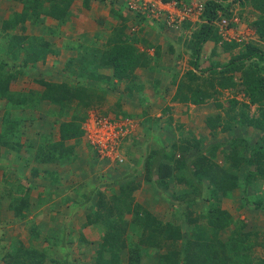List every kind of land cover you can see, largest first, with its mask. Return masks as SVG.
<instances>
[{
	"label": "crops",
	"instance_id": "crops-1",
	"mask_svg": "<svg viewBox=\"0 0 264 264\" xmlns=\"http://www.w3.org/2000/svg\"><path fill=\"white\" fill-rule=\"evenodd\" d=\"M163 1L167 2L165 18L174 0ZM47 4L16 24L13 17L23 12V2L0 0V168L6 171L4 176L0 174V255L20 241L25 248L40 252V264L61 261L62 251L67 254L66 264H94L95 251L110 228L99 217L116 216L129 202L131 207L143 208L139 213L143 220L147 213L150 219L175 228L171 235L169 231L156 232L158 247L143 245L138 264H161L159 256L173 250L179 251L182 259L195 227L203 231L202 226H207L204 196L196 202L174 200L188 187L173 176L155 187L143 158L159 147L169 151L185 139L200 140L204 149L229 136L228 132L213 136L205 124L207 115L220 111L215 106L175 97L183 72H199L194 63L200 68L218 66L236 54L235 47L227 48L240 36L238 25L230 24L236 22L235 15L228 19L229 28L209 23L212 32L194 57V34L207 23L202 15L169 26L162 20L135 15L121 0H70L64 15L46 14ZM121 41L148 58L146 66L137 67L125 78L115 77L112 66L103 64L110 49ZM188 44L193 48L187 49ZM45 83L84 89L82 96L89 104L76 106L77 99L55 102L46 96ZM92 111L128 117L118 141L121 162L113 156H97L89 144L83 126ZM68 121H78L83 133L61 140V124ZM4 135L8 140L2 139ZM217 159L223 163L220 155ZM255 182L262 183L261 179ZM253 188L249 193L255 194ZM23 191L28 194L30 209L20 218L9 208L8 193L17 197L25 194ZM237 199L239 205L232 209L235 213L245 210L242 218L224 206L226 200ZM220 204L236 224L264 213L241 207L238 189ZM122 216L128 223L132 219L129 213ZM32 226L40 233L37 239L31 235ZM142 230L141 226L133 229L127 240L139 243ZM51 234H58L62 243H56V238L46 241ZM117 264H129L127 247Z\"/></svg>",
	"mask_w": 264,
	"mask_h": 264
},
{
	"label": "trees",
	"instance_id": "trees-1",
	"mask_svg": "<svg viewBox=\"0 0 264 264\" xmlns=\"http://www.w3.org/2000/svg\"><path fill=\"white\" fill-rule=\"evenodd\" d=\"M18 1L23 2L24 7L22 13H16L13 17L16 24H21L32 14L36 15V8H43L44 2L48 3L47 10L44 11L46 14L64 15L67 12L70 0ZM222 1L224 0H206L204 2L202 17L206 19L207 23L201 25L200 30L194 34L195 42L193 43L194 51L192 52L194 57H197V51H199L201 44L208 39L209 32L212 29L209 23L219 18L218 12L227 19L233 14L230 10V4H224ZM237 1L245 4V1ZM249 4L261 12L260 18L254 24L259 36L264 38V15L262 16L264 14V0H250L246 5ZM235 23L231 21L230 24L235 25ZM237 45L238 43H235L227 48L236 47ZM242 49L243 51H237L227 63L222 65L200 68L198 62H193V66L199 70L200 74H210L207 78L212 84H218V88L214 89L213 93L205 89L204 86H207L205 81L200 82L204 78L201 79L199 74L187 71L178 82L175 97L193 104H201L208 101V99H216L214 101L215 105H213L220 111L216 114L207 115L204 120L205 124L210 129L211 135L228 132L229 136L225 140L211 143L204 149L200 147V140L194 137L185 139L180 141L178 145H172L169 151L165 147H159L143 158L149 179L155 187L159 188L164 183L165 177L170 175L178 180L177 182H181L188 187L187 191L178 197H173L174 200L196 202L204 196L202 200L207 201L205 206L208 208L207 227L213 228L215 233L224 230L232 221L229 212L222 209L220 203L222 198L230 197L233 190L238 189L241 192V207L251 204L254 208L264 211V192L258 188L262 183L255 182L260 181V179L264 182V149H261L262 146L259 143H249L247 136L250 129L252 132L260 131L264 133V49L252 43L243 45ZM147 63L146 54L137 51L132 44L126 41L115 44L103 60L105 66H112L113 75L117 78H125L132 74L137 67L146 66ZM236 74H239L240 85H242L245 92L247 102L238 101L233 96L228 99V110L220 109L222 105L218 100V96L222 93L220 90H233L237 87L234 80ZM212 84L209 83L207 89ZM45 86L47 88L46 96L55 102L69 103L73 99H77L79 103L76 106L89 104L87 98L84 97V89H69L63 83L58 85L45 83ZM251 104L257 106V117L250 118L249 109ZM239 127H244L248 131L240 134L236 132ZM82 133L78 121H68L61 124V140L80 137ZM2 139L8 140L5 135L2 136ZM1 142L3 144L7 143V141ZM191 150H193V154L187 156ZM176 151L179 152L177 157ZM95 153L97 154L96 151ZM218 155L221 156L223 163L218 162ZM250 188H253L255 194L249 193ZM23 192L25 194L17 197H13L8 193L10 196L9 208L20 218H24L30 209L28 194L25 191ZM128 199L131 200L130 197ZM141 209L143 208L139 205L131 207V203L128 202L124 210L119 214L117 213L116 216L104 217L110 228L105 233L103 243L95 251L94 264H117L120 253L125 247L128 249L129 264H138L143 245H146V247L157 246L156 232L161 234L162 231H169L170 235L174 234L175 228L170 223L163 225L156 222L155 219H150L149 214L146 212L147 219L143 220L139 217ZM126 213L132 215L129 223L122 218V215ZM245 225L246 223H241V226ZM139 226L143 229L142 236L140 242L134 244L127 240L129 238L128 233H131L133 229L135 231ZM34 227L32 226L31 235L37 239L40 233ZM127 227L130 232H128ZM234 228L232 229V236L226 241L232 253L226 258L220 259V261L213 256L220 250V248L216 249L218 244H221L219 237H216V234L213 235L214 239L207 237L208 235L204 236L202 232L198 231L199 227H195L193 239L187 241L182 259L180 252L173 250L171 254L160 255L159 261L161 264H163V261L166 264H264V258H258L254 261L248 253L252 248V244L247 240L250 239L249 233L242 234L238 226L237 229L236 226ZM57 235H47L45 240L51 243L53 238H56L57 242H55L61 244L62 239H59ZM179 236L177 233L176 237ZM226 244L223 245L224 250H227ZM39 256L40 252L36 248H25L23 243L19 241L17 244L13 243L11 250L6 254L0 255V261L2 264H40L38 261L40 260ZM61 258V261L53 259L50 264H66L67 254H65V251H62ZM180 259L182 260L181 263L177 262Z\"/></svg>",
	"mask_w": 264,
	"mask_h": 264
},
{
	"label": "rangeland",
	"instance_id": "rangeland-1",
	"mask_svg": "<svg viewBox=\"0 0 264 264\" xmlns=\"http://www.w3.org/2000/svg\"><path fill=\"white\" fill-rule=\"evenodd\" d=\"M183 1L188 2V3H197V2H205L206 0H183ZM242 1H245V4L239 3L237 0H224V1H222L224 4H230V10H232V13L235 15L234 19H237L235 25H238V28L240 30V36L237 37L238 38L237 39L238 45L235 47V51L236 52L237 51H243V49H242L243 45H245L247 43L255 44V45L261 47L262 49H264V38H261L259 36V34L256 31L257 28L255 27V24H254V22L258 18H260L261 12L256 7H252L251 9H249V6H252V5H250V4L246 5V4H247V2H250V0H242ZM121 2L124 3V1H122V0H121ZM263 15L264 14H262V16ZM243 21H245V22H243ZM192 48H193V46H190L188 44L187 49H192ZM187 71L188 70H185L183 72L182 77H183V75H185V73H187ZM196 73L201 76V79L204 78V79L200 80V82L205 81L207 83V86H204L207 91L209 90L210 93H213L214 89L218 88V86H217L218 84H212V82L207 78L210 76V74H208V73H201L200 74V72H196ZM234 80L237 83V87H235L233 90H231V89H229L228 91H225L226 89L220 90L222 92L221 95L218 96L219 97L218 100L222 104L220 109H225L227 111L229 108L228 99L232 98L233 96L236 99H238V101H247V98L244 94L245 92L243 91L242 85H240L239 74L235 75ZM209 83L212 84V85H210L212 88L210 87L207 89ZM215 100L216 99H212V100L208 99V101H206L204 104L209 103L211 106L213 104L215 105V103H214ZM217 110H219V109H217ZM88 115H89V117H87L86 119L94 118L95 116H98V115L114 118L115 113L106 112L104 114L102 112L101 113L97 112V114H96L95 111H92V113H89ZM249 115L251 116L250 118L257 117L258 111H257L256 105H254V104L250 105ZM116 117H117V115H116ZM123 119H125V120H123L124 123H127L129 121L128 117H124ZM237 132L240 134H243V132L240 130H237ZM247 136L249 138V143H255V142L259 143V145L262 146L261 149H264V138H262L264 136V133H262L260 131L252 132V130L250 129L249 134ZM118 144H119V142H118ZM178 154H179V152L176 151V157ZM191 154H193V150L189 151L187 156H190ZM4 172H6L5 169L0 168V174H2L4 176V174H3ZM176 181H178V180H176ZM23 186H25V185H23ZM258 188L264 192V182H262V184H260ZM11 192L16 193L17 190L12 189ZM226 201H225L226 204L224 206L229 208L230 212L233 215H236V213H237V215H240L239 217L242 218V211H245V210L241 209L242 211L235 213V211L232 209V207L237 208V206L239 205V200L237 199V200H229V201L226 200ZM204 202L206 203L207 201H204ZM221 208L225 209L222 205H221ZM247 208L252 209V210L256 209L251 204H249V205L247 204L245 209L247 210ZM206 209L208 211L207 207H206ZM256 210H258V209H256ZM207 215H208V212H207ZM229 215L233 221V217L231 216L230 213H229ZM237 215H236V217H237ZM104 217L105 216H100L99 219L101 220V222L105 223ZM253 218H256L257 221L255 222V220H253ZM125 222H127V219ZM231 222L224 230H221L220 232H217V233L214 232L213 228H209L207 226H206L207 228H205V230H203V231H201L200 229L198 230V231L202 232V234L204 236L208 235L207 237H211V239H214V236H213L214 234H216V237H219L221 244L220 245L218 244L216 249L220 248V250H218V252L215 255H213L214 258L216 260L220 261V259L226 258V256L231 255L232 252L230 250V247L226 244V241L228 240V238L230 236H232V229H235L234 228L235 226H236V229H237V226L240 228L239 230H241L240 232H242V234L249 233L250 239H247V240L249 243L252 244V248H251L252 250L250 249L248 251V253H250L249 255L251 256V259L256 261L258 258L259 259L264 258V213L261 215V217H254V214H253V216H251V219L247 217L245 221H239L240 223H238V224L233 223V222L231 223ZM242 222H246V225L241 226ZM13 226H12V228H13ZM197 227H199V226H197ZM257 228H258V230L255 231L254 229H257ZM259 228H261V229H259ZM193 234H195V231H193ZM224 244H226L227 250L223 249ZM204 255H206V253H204Z\"/></svg>",
	"mask_w": 264,
	"mask_h": 264
},
{
	"label": "built area",
	"instance_id": "built-area-1",
	"mask_svg": "<svg viewBox=\"0 0 264 264\" xmlns=\"http://www.w3.org/2000/svg\"><path fill=\"white\" fill-rule=\"evenodd\" d=\"M124 2L127 9L133 13L149 19L162 20L169 26L180 25L186 18L193 15L200 16L204 9V2L183 4L174 0L171 2V7L167 8L168 14L164 18L167 2L163 0H124ZM218 17L212 22L219 23L224 29L229 28V20L221 16L220 12H218ZM234 20L237 21V19ZM123 118L98 115L85 120L83 126L85 136L100 157L113 156L118 158L120 162L123 160L117 153L118 141L125 133V128H123L125 125L123 120L125 119Z\"/></svg>",
	"mask_w": 264,
	"mask_h": 264
},
{
	"label": "clouds",
	"instance_id": "clouds-1",
	"mask_svg": "<svg viewBox=\"0 0 264 264\" xmlns=\"http://www.w3.org/2000/svg\"><path fill=\"white\" fill-rule=\"evenodd\" d=\"M125 3V2H124ZM125 7H126V5H125ZM127 8V7H126ZM130 11V10H129ZM132 12V11H131ZM135 14V13H134ZM135 15H138V14H135Z\"/></svg>",
	"mask_w": 264,
	"mask_h": 264
}]
</instances>
